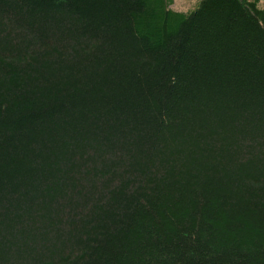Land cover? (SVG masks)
<instances>
[{"label":"trees","instance_id":"obj_1","mask_svg":"<svg viewBox=\"0 0 264 264\" xmlns=\"http://www.w3.org/2000/svg\"><path fill=\"white\" fill-rule=\"evenodd\" d=\"M260 0H0V264H264Z\"/></svg>","mask_w":264,"mask_h":264},{"label":"rangeland","instance_id":"obj_2","mask_svg":"<svg viewBox=\"0 0 264 264\" xmlns=\"http://www.w3.org/2000/svg\"><path fill=\"white\" fill-rule=\"evenodd\" d=\"M199 1L200 0H173L172 9L188 13L197 7ZM258 6L264 9V0H260Z\"/></svg>","mask_w":264,"mask_h":264}]
</instances>
